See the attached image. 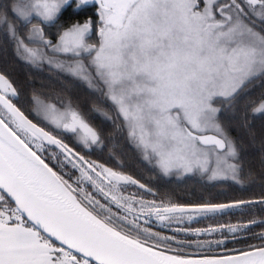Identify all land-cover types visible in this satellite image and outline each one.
Returning <instances> with one entry per match:
<instances>
[{"label":"snow or ice","instance_id":"obj_1","mask_svg":"<svg viewBox=\"0 0 264 264\" xmlns=\"http://www.w3.org/2000/svg\"><path fill=\"white\" fill-rule=\"evenodd\" d=\"M0 25L27 63L47 64L111 101L117 130L159 173L237 181L244 172V145L228 130L250 87H264V0H7ZM32 101L26 114L15 83L0 73V264H264V243L200 256L145 226L153 216L163 224L264 199L182 205L126 195L127 186L152 190L53 134H78L82 149L101 144L81 112ZM243 108L239 126L254 143L247 110L264 113V95ZM250 225L257 222L226 227L236 234Z\"/></svg>","mask_w":264,"mask_h":264},{"label":"trees","instance_id":"obj_2","mask_svg":"<svg viewBox=\"0 0 264 264\" xmlns=\"http://www.w3.org/2000/svg\"><path fill=\"white\" fill-rule=\"evenodd\" d=\"M3 2H7V0H0V3ZM81 18L76 17V19ZM9 19H11V16ZM29 25L28 28H31ZM3 27V25H0V73L6 74L20 92L18 106H21L22 110L28 114V111L35 107L32 101V97L35 96L39 101L51 102L58 107L71 105L80 111L84 119L101 133V144L82 149L72 133L57 131L55 135L63 139L76 151L81 152L87 159L132 175L140 183L150 186L152 195L157 201L195 205L204 203L224 204L241 200L260 201L264 199V175H262L264 166L261 165V158L264 157V144H262L261 138V133H264V113L253 114L251 108L247 110V122L256 134L254 143L249 142L250 138L247 130L239 126V121H242L245 116L243 105L249 100L258 101L264 95V87H260L259 82L250 87L248 94L241 101V111L238 113L239 120L234 121L228 130L233 139L242 142L244 145V172L238 176V180L208 181L200 176L192 175L165 179L159 175L158 169H155L152 165L150 166L141 157L139 150L132 142L126 140L119 133L116 125L120 121L115 119L116 111L111 101H106L99 90L89 88L86 82L69 77L55 68H49L47 64L39 68L27 63L16 52L14 44L7 41ZM28 28L22 29V35L27 36ZM46 31L54 33L56 29H46ZM14 102L16 101L14 100ZM109 117L112 119H109ZM29 118L36 122V118L33 116ZM55 150L54 147L50 149V151ZM121 165H123V168H121ZM68 170H70V166L69 169H66V171ZM143 195L149 196L145 193ZM184 220L181 221V224H176L173 233L177 241L192 245V247L179 249L187 254L200 256L232 254L234 249L264 243V241L256 238L259 234L264 233V223H259L264 221V205L261 204L225 209L221 213L197 215L192 219H186L185 222ZM250 221L257 222V225H250L251 231L233 234L226 227L228 225L249 224ZM209 228L221 230L195 234L196 229ZM183 230H192L194 235H187ZM216 241H223V244L216 247ZM197 244H202L203 247L198 248L196 247ZM171 247L176 249L177 245L172 244Z\"/></svg>","mask_w":264,"mask_h":264},{"label":"rangeland","instance_id":"obj_3","mask_svg":"<svg viewBox=\"0 0 264 264\" xmlns=\"http://www.w3.org/2000/svg\"><path fill=\"white\" fill-rule=\"evenodd\" d=\"M29 26H31V24L29 25ZM90 43H95L96 42V38L95 37H93L90 41H89ZM29 47H37V45H35V44H29ZM20 56L21 57H23L24 58V56L22 55V54H20ZM25 59V58H24ZM39 100V99H38ZM41 102H43V103H45V104H53V103H51V102H46V101H42L41 100ZM55 105V104H54ZM57 108H60V107H58V106H56ZM36 108V104H35V107H34V109ZM36 122H38L37 121V119H36ZM41 126H45L44 124H41ZM46 130H48V131H53V126H49V127H46ZM57 131H63V130H56V131H53V134L55 135V134H57L56 132ZM67 133V132H66ZM74 135V134H73ZM74 138H75V140L76 141H78L79 142V140H80V136L78 135V134H75L74 135ZM132 144L134 145V143L132 142ZM135 146V145H134ZM136 147V146H135ZM138 149V148H137ZM139 150V149H138ZM139 153H140V155H141V157L146 161V162H148L149 164H150V166L152 165L153 167H154V165L152 164V163H150L148 160H146L145 158H144V156H143V154L141 153V151L139 150ZM158 171V170H157ZM159 175H161L163 178H165V179H167V178H180V177H183V176H186V175H183V174H179V173H177V174H172V175H167V176H165V175H163V174H161V173H159ZM192 174H190V175H187V176H191ZM192 176H200V177H202V178H204L205 180H208V181H214V180H210V179H208V177L207 176H203V175H201V174H199V173H197V174H194V175H192ZM221 180H230V181H233L231 178H229V179H221ZM159 202V201H158ZM157 202V203H158ZM160 202H162V201H160ZM166 203V202H165ZM197 216V215H196ZM196 216H193V217H196ZM183 218L184 219H188V216L187 215H184L183 216ZM174 221H178L177 223H180L181 224V219H174ZM190 221V220H189ZM155 223H157V224H159V225H161L163 228H159V229H157V228H152L151 230L152 231H154V232H159L160 233V235L161 236H168V235H170L169 233H168V228H170L171 227V224H169L168 223V221H165L163 224L160 222V221H158L156 218H155V221H154ZM176 226V225H175ZM183 232L185 233V234H187V235H194L193 233H192V230H189V231H185V230H183ZM168 234V235H167ZM169 237H172V236H169Z\"/></svg>","mask_w":264,"mask_h":264},{"label":"flooded vegetation","instance_id":"obj_4","mask_svg":"<svg viewBox=\"0 0 264 264\" xmlns=\"http://www.w3.org/2000/svg\"><path fill=\"white\" fill-rule=\"evenodd\" d=\"M145 186L148 189H150V186H148V185H145ZM123 191H124V193L126 195L127 194L136 193V194H138L139 196H141L146 201H156V202H158L157 199L155 197H153L152 192H150V193L149 192H146L145 190L140 189L138 186H127ZM143 193L148 194L149 196H144ZM158 203H160V201ZM163 203H165V202H163ZM165 204H169V203H165ZM176 218L177 219L184 220L183 216H180V215H177L174 219H176ZM174 219L171 220L170 222L168 221V223L171 224V227L168 228V230H167L168 233L170 234V235L167 234L168 236H174L175 235L173 233L175 231H173V230L176 229V226L175 225L178 224L177 223L178 221L176 222V221H174ZM185 220H184V222H185ZM154 221H155V217L153 216V217L150 218V224L145 225V226H150L152 228H157V229L163 228L161 225L155 223ZM177 236H179V235H177Z\"/></svg>","mask_w":264,"mask_h":264},{"label":"water","instance_id":"obj_5","mask_svg":"<svg viewBox=\"0 0 264 264\" xmlns=\"http://www.w3.org/2000/svg\"><path fill=\"white\" fill-rule=\"evenodd\" d=\"M34 122V121H33ZM147 188V187H146ZM144 190V189H143ZM249 201H253V200H249ZM230 203H233V202H230ZM230 203H224V204H230Z\"/></svg>","mask_w":264,"mask_h":264}]
</instances>
